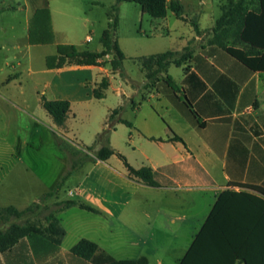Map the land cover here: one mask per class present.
I'll return each mask as SVG.
<instances>
[{
  "label": "crops",
  "instance_id": "crops-1",
  "mask_svg": "<svg viewBox=\"0 0 264 264\" xmlns=\"http://www.w3.org/2000/svg\"><path fill=\"white\" fill-rule=\"evenodd\" d=\"M177 1L182 11L169 9L165 18L146 20L141 8L140 30L123 38L117 34L123 2L119 4L115 39L126 56L123 71L113 69L112 53L98 59L97 65H65L55 70L92 73L88 83L92 99L106 106L95 136L106 128L112 111L122 107L117 117L129 124L115 125L111 146L135 169L148 167L156 171L158 185L150 186L132 177L117 154L107 160L94 156L89 162L96 171L95 180L79 179L76 189H69L67 197L60 193L53 197L55 200L44 208L49 212L40 214L47 217L53 212L59 218L66 231L62 242L57 244L43 235L26 236L0 251V264H94L71 252L83 238L97 243L118 261L179 264L224 191L259 194L240 184L264 188V71L249 69L210 42L222 15L214 19L212 2ZM49 2L33 6L32 12L48 8ZM100 3L93 1V5ZM116 3L111 1L112 8ZM4 10L0 7V13ZM145 21L149 31L143 27ZM174 37L177 42H173ZM91 41L87 35L84 42ZM101 45L92 52L103 51ZM167 51L178 53V57L188 52L189 57L180 66L171 63L167 72L150 82L138 59ZM172 66L181 69L174 77ZM168 76L171 83L166 80ZM104 81L107 88L96 97L94 92ZM77 87L81 91L86 85L81 82ZM43 98L68 100L71 104L64 127L57 126L44 109L53 120L55 137L77 142L80 150L89 146L71 136L68 122L74 100L82 99L43 95L42 106ZM100 148L98 145L95 150ZM65 200L84 203L96 211L79 206L57 211V204Z\"/></svg>",
  "mask_w": 264,
  "mask_h": 264
},
{
  "label": "rangeland",
  "instance_id": "rangeland-1",
  "mask_svg": "<svg viewBox=\"0 0 264 264\" xmlns=\"http://www.w3.org/2000/svg\"><path fill=\"white\" fill-rule=\"evenodd\" d=\"M49 1L47 12L46 8L32 12L33 6L46 5L47 0H0V7H5L0 13V208L13 205L25 210L35 202L40 204L36 213L11 218L10 223L0 221L4 230L13 223L46 224L44 214L49 211L44 208L55 198L41 201L42 195L54 189L57 181L71 169L72 159L77 156L70 150L81 148L77 142L66 141L70 150L58 145L53 120L42 106V96L52 99L72 95L82 99L74 100L68 122L71 136L79 141L83 139L89 146L95 143L94 131L105 117V104L92 99L88 84L92 81L91 72L55 70L78 65L75 60L68 62L67 59L59 66L61 57L67 58L73 46L78 51L102 47L101 36L110 19L113 0H100L98 5H93L95 0ZM209 1L213 4L214 19H218L222 13L220 6L229 0ZM17 6L20 8L13 9ZM122 8L117 32L121 38L141 27L138 16L141 6L123 2ZM145 19L152 20V17L146 14ZM143 27L149 31L146 21ZM87 35L92 37L89 44L84 42ZM173 42H177L175 37ZM178 70L181 69L172 66L171 76ZM81 82L86 87L78 91ZM82 149L89 158H94L92 152ZM91 163H84L65 180L59 192L62 197H67L69 189H76L79 179L95 180L96 171H92Z\"/></svg>",
  "mask_w": 264,
  "mask_h": 264
},
{
  "label": "trees",
  "instance_id": "trees-1",
  "mask_svg": "<svg viewBox=\"0 0 264 264\" xmlns=\"http://www.w3.org/2000/svg\"><path fill=\"white\" fill-rule=\"evenodd\" d=\"M122 2L137 3L143 13L153 18H165L168 10L182 11L183 7L177 0H117L110 14L109 26L101 36L104 50L101 52L78 51L74 46L72 52L61 57L59 64L62 67L67 59L75 60L78 65H97L98 59L112 53L111 61L114 70L123 71L126 56L115 39L118 28L119 4ZM222 15L217 20L214 36L211 43L217 44L237 60L241 61L253 71H264V0H229L222 5ZM46 12L48 9L46 8ZM199 32L198 28H196ZM178 53L167 51L148 57L139 58L146 77L150 82L159 79L160 75L167 72L171 63L182 65L189 57L186 52L178 57ZM70 59V60H69ZM73 63V62H72ZM166 80L171 83L168 76ZM107 88V83H101L95 90V96L100 97V91ZM44 109L52 116L55 124L64 127L71 104L68 100H49L43 98ZM122 107L110 114L106 128L96 137L92 146L85 149L92 152L99 160H107L117 154L124 161L129 174L150 186H157L159 174L151 168L135 169L127 159L118 154L111 146L110 136L117 123L129 124L126 120L117 117L122 112ZM61 148L70 150L66 140L56 137ZM101 145L99 150L96 146ZM73 156L71 169L64 174L56 187L46 193L41 201L58 197L66 179L74 174L91 158L82 150H70ZM79 155V157H78ZM251 191H224L215 203L209 217L196 235L189 250L179 264H264V188L260 186L241 185ZM57 211L79 206L82 209L95 212L96 210L84 203L74 200H65L57 204ZM40 204L35 202L31 207L20 210L16 206L0 208V221L11 218L20 219L29 213H36ZM46 224H18L13 223L7 230H0V251H5L26 236L43 235L60 244L66 235L59 218L51 212L46 217ZM74 255L92 261L94 264H140V261H118L113 256L101 250L99 245L89 239L83 238L71 249ZM144 261V260H143Z\"/></svg>",
  "mask_w": 264,
  "mask_h": 264
}]
</instances>
